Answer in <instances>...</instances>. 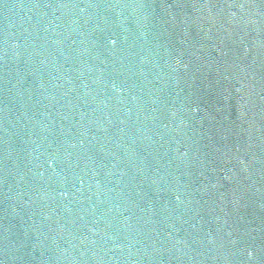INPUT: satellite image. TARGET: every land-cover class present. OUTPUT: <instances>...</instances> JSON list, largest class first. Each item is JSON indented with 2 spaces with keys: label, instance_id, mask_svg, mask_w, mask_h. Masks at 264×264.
I'll use <instances>...</instances> for the list:
<instances>
[{
  "label": "water",
  "instance_id": "obj_1",
  "mask_svg": "<svg viewBox=\"0 0 264 264\" xmlns=\"http://www.w3.org/2000/svg\"><path fill=\"white\" fill-rule=\"evenodd\" d=\"M0 264H264V0H0Z\"/></svg>",
  "mask_w": 264,
  "mask_h": 264
}]
</instances>
